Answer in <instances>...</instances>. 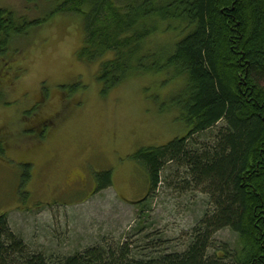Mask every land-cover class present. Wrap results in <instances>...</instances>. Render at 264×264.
Returning a JSON list of instances; mask_svg holds the SVG:
<instances>
[{
  "label": "rangeland",
  "instance_id": "obj_1",
  "mask_svg": "<svg viewBox=\"0 0 264 264\" xmlns=\"http://www.w3.org/2000/svg\"><path fill=\"white\" fill-rule=\"evenodd\" d=\"M46 7V0H0V9L19 21L42 20ZM178 33H161L153 43L172 44ZM84 42L79 18L60 13L14 36L0 59L15 79L0 82V142L6 147L0 151V216L32 253L48 260L127 242L139 260L182 253L214 208L208 195L181 186L186 171L171 165L156 194L139 206L149 185L145 167L133 156L188 135L176 99L184 77L164 70L104 93L100 61L79 57ZM222 125L195 141L211 143ZM105 173L112 186L101 190ZM214 241L211 256L225 252L223 246L230 252L240 248L230 230Z\"/></svg>",
  "mask_w": 264,
  "mask_h": 264
},
{
  "label": "trees",
  "instance_id": "obj_2",
  "mask_svg": "<svg viewBox=\"0 0 264 264\" xmlns=\"http://www.w3.org/2000/svg\"><path fill=\"white\" fill-rule=\"evenodd\" d=\"M46 1L50 10L46 7L45 17L34 23L0 9V59L14 36L66 13L78 17L85 32L80 59L100 61L104 93L164 70L183 76L176 99L188 135L133 156L145 167L149 185L138 204L156 194L163 172L173 165L186 171L181 186L202 189L214 208L199 221L184 252L145 260L134 255L129 242L48 260L32 253L0 216V264H264V0ZM172 31L180 37L156 47L154 37ZM10 75L8 64L2 65L0 82L9 76L14 83ZM220 124L211 143L195 141ZM105 174L98 189L112 186L111 174ZM223 230L238 236L240 248L230 252L223 246L225 252L217 249L211 256Z\"/></svg>",
  "mask_w": 264,
  "mask_h": 264
},
{
  "label": "flooded vegetation",
  "instance_id": "obj_3",
  "mask_svg": "<svg viewBox=\"0 0 264 264\" xmlns=\"http://www.w3.org/2000/svg\"><path fill=\"white\" fill-rule=\"evenodd\" d=\"M41 126V125H40ZM1 144H3V142H0ZM0 144V147L2 148V150H4V149H6V147H5V145L3 144V145H1ZM4 148V149H3ZM5 151V150H4Z\"/></svg>",
  "mask_w": 264,
  "mask_h": 264
}]
</instances>
